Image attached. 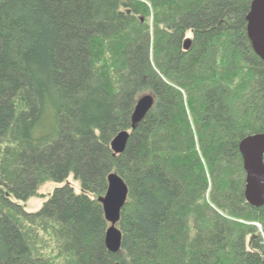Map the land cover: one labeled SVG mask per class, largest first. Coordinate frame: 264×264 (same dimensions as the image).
<instances>
[{"label":"trees","instance_id":"1","mask_svg":"<svg viewBox=\"0 0 264 264\" xmlns=\"http://www.w3.org/2000/svg\"><path fill=\"white\" fill-rule=\"evenodd\" d=\"M252 1L0 0V264H264L239 152L264 133ZM111 173L128 187L117 253Z\"/></svg>","mask_w":264,"mask_h":264},{"label":"water","instance_id":"2","mask_svg":"<svg viewBox=\"0 0 264 264\" xmlns=\"http://www.w3.org/2000/svg\"><path fill=\"white\" fill-rule=\"evenodd\" d=\"M247 36L255 54L264 62V0H253L246 16ZM189 40L184 43L187 49ZM155 103L151 94L142 95L135 106L132 115V127L137 125L151 111ZM129 132H120L111 142L114 155L124 152ZM239 152L242 158L245 173L244 197L246 202L254 208L264 207V133L248 136L239 143ZM108 187L106 194L99 199L103 207L105 220L109 227L105 235V247L110 253H117L121 248V232L117 228L120 213L125 205L128 187L121 177L111 173L107 177Z\"/></svg>","mask_w":264,"mask_h":264},{"label":"rangeland","instance_id":"3","mask_svg":"<svg viewBox=\"0 0 264 264\" xmlns=\"http://www.w3.org/2000/svg\"><path fill=\"white\" fill-rule=\"evenodd\" d=\"M47 131L49 129L45 128ZM56 186H59V184H47L42 188V190L39 192L40 194L44 195L43 197H37L34 199H30L26 203L22 204L24 209L27 212H34L41 208L43 203L46 201L48 196H50Z\"/></svg>","mask_w":264,"mask_h":264}]
</instances>
